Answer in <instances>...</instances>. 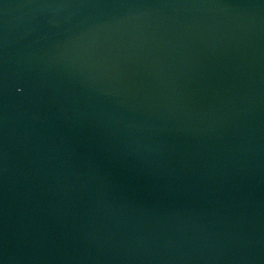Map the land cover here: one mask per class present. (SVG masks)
<instances>
[{
    "label": "water",
    "instance_id": "1",
    "mask_svg": "<svg viewBox=\"0 0 264 264\" xmlns=\"http://www.w3.org/2000/svg\"><path fill=\"white\" fill-rule=\"evenodd\" d=\"M0 264H264V0H0Z\"/></svg>",
    "mask_w": 264,
    "mask_h": 264
}]
</instances>
